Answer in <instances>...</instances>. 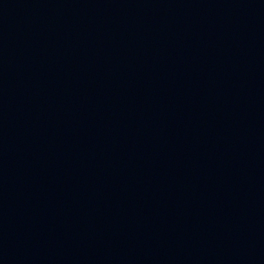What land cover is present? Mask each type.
<instances>
[{
    "label": "water",
    "instance_id": "1",
    "mask_svg": "<svg viewBox=\"0 0 264 264\" xmlns=\"http://www.w3.org/2000/svg\"><path fill=\"white\" fill-rule=\"evenodd\" d=\"M0 264H264V0H0Z\"/></svg>",
    "mask_w": 264,
    "mask_h": 264
}]
</instances>
